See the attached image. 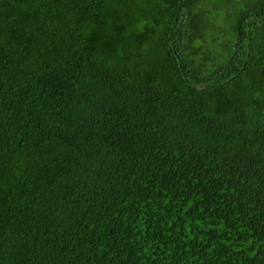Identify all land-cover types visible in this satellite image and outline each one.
<instances>
[{"label": "trees", "instance_id": "trees-1", "mask_svg": "<svg viewBox=\"0 0 264 264\" xmlns=\"http://www.w3.org/2000/svg\"><path fill=\"white\" fill-rule=\"evenodd\" d=\"M0 264H264V0H0Z\"/></svg>", "mask_w": 264, "mask_h": 264}]
</instances>
